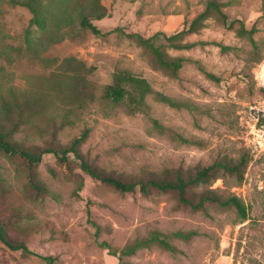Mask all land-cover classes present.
Here are the masks:
<instances>
[{
  "label": "rangeland",
  "instance_id": "rangeland-1",
  "mask_svg": "<svg viewBox=\"0 0 264 264\" xmlns=\"http://www.w3.org/2000/svg\"><path fill=\"white\" fill-rule=\"evenodd\" d=\"M222 1H231L225 9L231 19L259 27L261 62L247 39L210 18L207 27L186 36L198 43L195 47L167 48L172 56L191 59L172 75L156 67L150 51L128 33L182 29L206 0H42L46 26L33 27L30 45L25 39L30 11L0 0V123L12 142L68 146L86 132L80 150L92 165L134 179L149 171L172 177L226 154L252 157L242 184L219 178L212 185L244 200L249 218L240 220L233 209L211 207L208 215L180 207L170 192L121 194L84 173L73 155L62 162L48 153L30 168L51 190L40 193L28 184L25 159L0 150V219L13 239L33 251H14L0 241V264H46L43 256L50 254L60 264H117L119 258L101 241L123 246L153 230L191 229L200 234L170 237L175 253L153 246L124 260L264 264V122L259 124V117L264 119V0ZM83 17L102 34L83 28ZM220 45L236 49L223 51ZM201 66L221 81L209 78ZM123 69L146 78L155 92L198 108L171 106L156 93L134 114L126 112L127 100L107 105L103 88ZM153 120L201 143L173 141ZM92 221L101 229L98 236Z\"/></svg>",
  "mask_w": 264,
  "mask_h": 264
},
{
  "label": "trees",
  "instance_id": "trees-1",
  "mask_svg": "<svg viewBox=\"0 0 264 264\" xmlns=\"http://www.w3.org/2000/svg\"><path fill=\"white\" fill-rule=\"evenodd\" d=\"M10 2L27 8L31 13V18L25 29L26 43L30 45L33 27L44 28L46 26L47 17L45 15L42 0H10ZM230 4L231 1L206 0L203 10L191 20H186L182 29L172 32L159 31L151 36H145L135 32L128 33V36L150 51L153 63L156 67L172 75H176L191 59L185 56H172L168 53L167 48L185 50L195 47L198 43L195 41H186V36L199 33L202 29L207 27V21L210 18H215L222 21L229 28L234 29L238 37L247 39L252 45L254 56H258L256 60L261 62L262 58H259L258 55L260 53V46L255 38V35L260 30L259 27L256 23L247 26L242 19L237 17L231 19L230 15L225 10ZM81 25L94 34H102L101 29H99L88 17L82 18ZM220 46L223 51L236 49V47L229 45ZM200 68L212 80L221 81L220 76L207 71L202 66ZM153 93H156L159 100L171 106L192 109L198 108L194 103L176 100L163 93L155 92L146 78L136 76L126 69L117 71L113 74L111 82L106 84L103 88L101 99L107 105H117L127 100L126 112L128 114H134L144 111L146 107V97ZM262 122H264V119L259 117V124H262ZM153 123L155 128L161 133L169 134V137L173 141L187 145H198L201 143L198 139L188 138L177 131H173L157 120H153ZM86 136L87 133L84 132L68 146L56 145L47 148L37 146L26 147L18 142H12L4 126L0 123V150L10 156L18 155L23 157L29 169L40 163L43 156L48 153L53 154L62 162H68L69 158L73 155V158L78 162L84 173L112 187L121 194H130L134 192L148 194L152 191L170 192L175 194L177 204L180 207L195 212H205L210 215L208 210L211 207L218 209H233L240 220L249 218L247 205L240 196L228 192L226 189L212 187L213 183L219 178L224 180L232 179L234 183L242 184L248 165L252 159L248 152H241L237 156L222 155L210 164L179 170L172 177L149 171L147 176L143 178H123L113 172L92 165L84 157L80 150V144L84 142ZM27 178L28 184H30L35 191L51 194V190L47 183L38 177L36 172L30 169ZM81 187L82 184L79 183L78 189L75 190V192L78 193ZM92 224L98 236L101 229L97 223L92 221ZM199 234V231L196 229L187 231L179 230L171 234L153 230L147 237L137 239L123 246L115 245L106 240L101 241L100 246L107 248L110 254L119 258L117 264H133L129 261H125L124 257L133 255L140 249L153 246H158L171 253H175L177 248L171 243L170 237L187 240ZM0 241L11 250L22 251L24 254L33 253L28 244L17 241L8 234L5 224L1 219ZM43 259L46 264H60L61 262V259L55 254L45 255Z\"/></svg>",
  "mask_w": 264,
  "mask_h": 264
}]
</instances>
